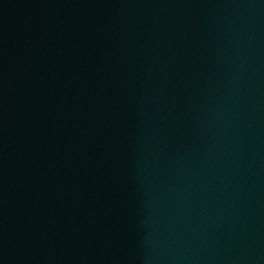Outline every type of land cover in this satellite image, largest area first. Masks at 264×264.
I'll return each instance as SVG.
<instances>
[{"label":"water","instance_id":"1","mask_svg":"<svg viewBox=\"0 0 264 264\" xmlns=\"http://www.w3.org/2000/svg\"><path fill=\"white\" fill-rule=\"evenodd\" d=\"M0 264H264V0H0Z\"/></svg>","mask_w":264,"mask_h":264}]
</instances>
